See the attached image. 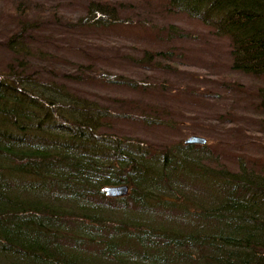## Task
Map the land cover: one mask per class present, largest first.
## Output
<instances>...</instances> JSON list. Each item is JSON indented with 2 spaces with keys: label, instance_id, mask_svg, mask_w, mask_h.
<instances>
[{
  "label": "trees",
  "instance_id": "trees-1",
  "mask_svg": "<svg viewBox=\"0 0 264 264\" xmlns=\"http://www.w3.org/2000/svg\"><path fill=\"white\" fill-rule=\"evenodd\" d=\"M77 3L82 14L72 18L62 5L0 0V264H264V152L245 151L264 139L234 125L240 151L228 153L209 140L184 145L198 130L163 143L121 134L123 123L181 128L183 110L142 98L179 84L170 76L179 55L154 47L186 34L132 4ZM159 3L221 40L229 71L264 77V0ZM127 34L137 54L127 57L143 79L106 69L119 51L107 37ZM53 50H75L84 62ZM94 84L136 96L80 88ZM250 89L264 129V90ZM119 185L127 196H106Z\"/></svg>",
  "mask_w": 264,
  "mask_h": 264
},
{
  "label": "rangeland",
  "instance_id": "rangeland-1",
  "mask_svg": "<svg viewBox=\"0 0 264 264\" xmlns=\"http://www.w3.org/2000/svg\"><path fill=\"white\" fill-rule=\"evenodd\" d=\"M44 5L61 6L62 11L72 18L80 16L81 9L77 0H35ZM115 3L132 4L135 10L143 17L151 16L153 21L159 25H174L186 34L183 39L175 40L170 44L157 43L155 49L164 51L172 48L179 58L172 64L178 71L170 75L177 79L179 84L170 81L167 90L159 93H150L145 95V101L155 106L166 107L167 110L181 109L187 114L183 118L181 133L179 130L163 131L153 129L152 127H140L132 123H123L120 128L121 134L125 136H138L148 141L163 143L184 140V134L188 131H196L195 136L203 137L211 141V145L217 150L222 148L226 152L235 153L240 151L236 142L239 138L231 131L232 126L236 125L251 136L254 141L259 142L264 139V129L261 128L259 113L254 105L257 104L258 97L252 94L250 88L257 87L264 90V77L255 80L249 76L237 74L228 70L229 57L225 53V48L221 40L213 38L208 33V29L203 28L196 21L189 20L185 15L171 13L161 6L159 0H109ZM195 37H194V36ZM1 36L0 39H3ZM110 42L108 46L119 48L118 53H110L111 59L107 62V70L125 77L144 78L143 74L138 72L127 56L136 57L134 50L135 38L130 35H110L107 37ZM118 38V39H116ZM95 44H102L97 42ZM78 44L75 45L77 48ZM96 51V50H95ZM54 56L62 58L74 65L84 62L82 54L71 50L52 51ZM119 52L124 56H120ZM3 52L0 51V57ZM57 59V58H56ZM57 66H60L57 65ZM69 66V65H68ZM201 74L202 78L198 75ZM226 77L228 81H236L240 88H230L222 86L217 80ZM218 82V83H217ZM235 84H233L234 86ZM250 87V88H249ZM82 90L102 95L109 99L117 97H135L136 95L121 87L101 88L96 84L92 86L80 87ZM254 89V88H253ZM228 111L231 113L228 114ZM213 123L207 126L205 124ZM216 126V128H215ZM257 143V142H256ZM254 144L245 148L247 154L254 157L262 155L264 147Z\"/></svg>",
  "mask_w": 264,
  "mask_h": 264
},
{
  "label": "water",
  "instance_id": "water-1",
  "mask_svg": "<svg viewBox=\"0 0 264 264\" xmlns=\"http://www.w3.org/2000/svg\"><path fill=\"white\" fill-rule=\"evenodd\" d=\"M206 144V139L200 136H189L184 140V145L186 146H203ZM104 193L109 198H120L125 197L128 194V187L125 185H119V186H109L104 189Z\"/></svg>",
  "mask_w": 264,
  "mask_h": 264
}]
</instances>
